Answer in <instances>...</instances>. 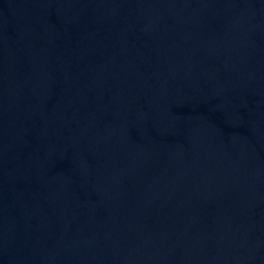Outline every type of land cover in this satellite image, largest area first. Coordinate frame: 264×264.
<instances>
[{
    "label": "water",
    "instance_id": "1",
    "mask_svg": "<svg viewBox=\"0 0 264 264\" xmlns=\"http://www.w3.org/2000/svg\"><path fill=\"white\" fill-rule=\"evenodd\" d=\"M0 264H264V0H0Z\"/></svg>",
    "mask_w": 264,
    "mask_h": 264
}]
</instances>
